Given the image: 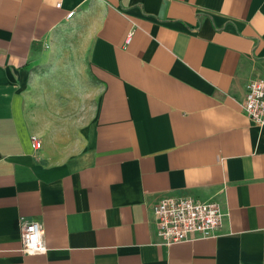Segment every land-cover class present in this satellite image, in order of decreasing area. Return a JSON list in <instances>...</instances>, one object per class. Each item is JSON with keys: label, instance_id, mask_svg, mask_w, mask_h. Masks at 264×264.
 <instances>
[{"label": "crops", "instance_id": "0c3cea01", "mask_svg": "<svg viewBox=\"0 0 264 264\" xmlns=\"http://www.w3.org/2000/svg\"><path fill=\"white\" fill-rule=\"evenodd\" d=\"M64 34L95 106L62 140L37 65ZM257 77L264 0H0V264H264V127L238 109ZM170 197L218 203L216 235L159 244ZM21 219L44 253L20 252Z\"/></svg>", "mask_w": 264, "mask_h": 264}, {"label": "built area", "instance_id": "2783aa9c", "mask_svg": "<svg viewBox=\"0 0 264 264\" xmlns=\"http://www.w3.org/2000/svg\"><path fill=\"white\" fill-rule=\"evenodd\" d=\"M59 7L60 4H57ZM73 12L67 14L71 17ZM128 34L125 43H129ZM241 114L253 124L264 127V77L251 79L245 86L243 100L238 102ZM34 150L41 147L40 141L31 137ZM155 236L164 246L210 238L222 226L226 214L215 202H201L192 198H163L151 208ZM20 252L41 254L46 251L43 229L38 222L20 220Z\"/></svg>", "mask_w": 264, "mask_h": 264}, {"label": "rangeland", "instance_id": "374dc122", "mask_svg": "<svg viewBox=\"0 0 264 264\" xmlns=\"http://www.w3.org/2000/svg\"><path fill=\"white\" fill-rule=\"evenodd\" d=\"M86 44L81 34L59 35L44 50L42 59L47 63L37 65L43 76H50L44 106L54 109V113L45 117L52 129L58 127L50 133L62 140L77 136L81 126L92 119L95 99L84 70Z\"/></svg>", "mask_w": 264, "mask_h": 264}]
</instances>
